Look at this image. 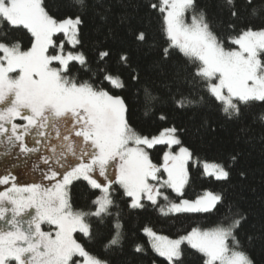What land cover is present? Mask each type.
I'll list each match as a JSON object with an SVG mask.
<instances>
[{"label":"snow or ice","instance_id":"snow-or-ice-1","mask_svg":"<svg viewBox=\"0 0 264 264\" xmlns=\"http://www.w3.org/2000/svg\"><path fill=\"white\" fill-rule=\"evenodd\" d=\"M246 3L253 14L264 11L254 7L253 0ZM69 6L86 10L87 3L69 0ZM218 6L233 18L239 15L236 0H219ZM149 7L162 16L167 45L161 48L158 63L162 68L176 61L166 85L176 108L211 99L226 118L239 119L257 102L264 105V28L248 27L222 37L198 0H156ZM82 24L80 14L58 17L45 0H0V147L5 155L16 148L22 155L40 153L47 166L46 171L39 169L41 179L52 182L23 187L13 182L0 191V264H109L75 234L89 242L103 236L105 251L122 247L124 225L119 211H113L118 208L114 186L122 189L131 209H143L147 201L164 216L219 214L214 227H193L176 238L143 228L151 249L167 264H183L186 248L198 255L200 264H254L238 237L246 217L234 211L221 193L205 190L193 200L177 203L164 191L183 196L190 162L215 181L229 179V166L195 156L175 126L155 136L139 133L131 123L126 97L118 94L127 83L108 66L110 51L97 52L93 70L88 56L79 50ZM22 30L31 36L30 47L13 35ZM136 39L146 43L148 37L140 31ZM119 63L131 67L127 53L120 55ZM77 65L91 72L90 79L74 74ZM131 79L140 81L135 69ZM141 90L149 110L159 98L151 84ZM259 119L264 123V114ZM157 146L168 149L161 164L154 163L149 153ZM231 161H236L235 155ZM9 179L0 177V185L9 184ZM80 180L94 190L84 208L74 207L71 198V186ZM161 199L164 205H159ZM45 224L48 231L42 227ZM135 251L144 252V245L137 243Z\"/></svg>","mask_w":264,"mask_h":264},{"label":"trees","instance_id":"trees-1","mask_svg":"<svg viewBox=\"0 0 264 264\" xmlns=\"http://www.w3.org/2000/svg\"><path fill=\"white\" fill-rule=\"evenodd\" d=\"M156 0H86V10L69 6V0H45L49 10L58 17L80 14L82 45L79 50L88 56L90 67L95 70L97 52L110 51L108 66L113 72H119L127 83V88L118 94L126 97L130 106L131 123L142 135L158 134L166 127L175 126L184 146L189 147L201 160L226 163L230 169L227 181H215L202 174V168L189 165V181L183 196L171 189H166L174 201L194 199L205 190L221 193L228 205L246 219L238 230V237L254 264H264V123L259 119L264 114V105L257 102L244 111L239 119L226 118L215 101L186 109L176 108L169 99L166 85L170 84L172 65L175 60L162 68L159 65V52L166 47L162 32L161 14L149 7ZM219 0H198V5L207 11L213 29L218 35H235L239 31L252 27L264 28V11L253 14L246 0H236L239 15L231 17L218 6ZM257 9L264 8V0H253ZM190 16V14H189ZM229 25L234 26L229 29ZM140 31L147 34V42L140 43L136 36ZM25 47H30L31 36L26 30L13 33ZM231 47V45H227ZM66 50H71L67 48ZM122 53L129 56L130 68L119 63ZM132 69L140 74L139 83L131 79ZM74 74L80 79H90L91 72H86L77 65ZM151 84L154 95L159 100L151 109L146 110L143 102L142 87ZM187 91V89H185ZM201 95L206 93L200 92ZM166 119H160L161 116ZM165 146L149 150L154 163L160 164L166 151ZM235 155L233 163L231 157ZM243 174V175H242ZM113 198L124 225L125 241L121 248L105 251L103 236L94 241H87L82 234L76 238L94 254L105 258L109 264H167L148 244L143 228L152 227L155 231L170 237H177L193 227L208 229L214 227L219 214L179 213L161 215L158 206L145 202L143 209L128 207V198L122 194L119 186H114ZM94 190L86 181H74L71 186V198L74 207H86ZM99 192L96 191L95 195ZM163 200L159 205H164ZM103 235L106 229L101 228ZM144 245V252H136L135 245ZM183 264H200L198 255L186 248Z\"/></svg>","mask_w":264,"mask_h":264},{"label":"rangeland","instance_id":"rangeland-1","mask_svg":"<svg viewBox=\"0 0 264 264\" xmlns=\"http://www.w3.org/2000/svg\"><path fill=\"white\" fill-rule=\"evenodd\" d=\"M17 123H23V121L17 120ZM158 134H156V135H158ZM152 136H155V135H152ZM27 142H28L29 146H32L33 141L31 139H28ZM167 150L168 149H166V151ZM173 150L174 151L178 150V147H174ZM4 152H5V149L3 147H0V177L7 175V176H9L10 179H9V184L0 185V191H4L7 188H9L13 182L16 183L17 186H20V187L26 186V185L31 184V183H43L45 185H50L52 183L50 181L41 179L42 173L39 169H43L46 171L47 166L44 165L42 163V161L39 159V156L41 155L40 153H36V154L30 155V156L29 155H22V154H20L18 148L11 150V154H9V155L3 154ZM37 165L39 166V168L36 167ZM11 177H15V181H13L11 179ZM58 179H59V177H58ZM100 179L102 180L103 178H100ZM164 191L167 193V195L169 197L170 196L169 192L166 189H164ZM169 200L172 202H177V203L180 201V200L174 201V200H172V198H169ZM189 200H193V199H189ZM2 223L3 222H0V224H2ZM42 227L45 231L49 230V226L46 224L43 225ZM208 229H210V228H208ZM157 233L160 235H166V234H162L159 232H157ZM166 236H168V235H166ZM168 237L169 238H176V237H170V236H168Z\"/></svg>","mask_w":264,"mask_h":264}]
</instances>
